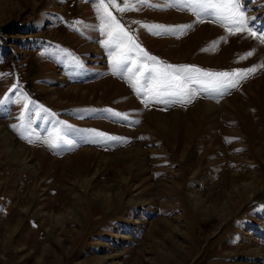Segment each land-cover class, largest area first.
<instances>
[{"label":"rangeland","instance_id":"1","mask_svg":"<svg viewBox=\"0 0 264 264\" xmlns=\"http://www.w3.org/2000/svg\"><path fill=\"white\" fill-rule=\"evenodd\" d=\"M130 3L109 11L147 55L114 68L97 0H0V264H264V0H239L243 31ZM166 65L186 97L137 90Z\"/></svg>","mask_w":264,"mask_h":264},{"label":"snow or ice","instance_id":"2","mask_svg":"<svg viewBox=\"0 0 264 264\" xmlns=\"http://www.w3.org/2000/svg\"><path fill=\"white\" fill-rule=\"evenodd\" d=\"M137 3L146 4L148 0H136ZM178 2H183L185 7L188 5H193L197 9V14L206 13L208 15H213L219 20H224L228 25L238 26V30L243 31L247 20L243 12L240 9L239 0H178ZM109 5L114 8H118L121 11L126 10L129 7H134L130 3V0H124V6L120 7L116 0H97L96 10L100 13L101 17L106 21L104 28L108 30V39L103 41L102 44L105 47L115 46L116 52L113 54L109 52L111 57V63L114 68L126 67V61H128V53L132 51L139 50L142 55H147L143 53V50L139 48V45L135 44V41L128 34L127 31L121 26L115 17L109 11ZM211 10V11H209ZM147 27V26H146ZM151 28H160L162 31H171V29L163 28L160 25H153ZM151 30V29H150ZM231 31V29H229ZM256 36V33H251ZM260 39L264 40V35L260 36ZM127 41V43H125ZM251 55V53H249ZM149 60H155L154 57H147ZM155 75L151 76V87L148 89H137L138 91H145L149 98L162 101L165 96H180L186 97L188 93L181 87L180 77L176 75V66L166 65L163 68L153 70ZM255 68L236 71L233 73H200L198 69H193L188 66H184L179 69L182 73L183 78L186 80H192L194 77L193 72L204 77H208V83L210 86L215 88H227L236 86V78H243L248 74V72H254ZM139 82V81H137ZM5 101L0 100V104ZM166 102V101H164ZM110 115L120 116L118 112L108 110ZM91 132L93 135L99 137L102 140H119L121 138L109 136L106 133L99 132L98 130L91 129L86 130ZM70 143V142H69ZM56 147V145H52Z\"/></svg>","mask_w":264,"mask_h":264},{"label":"bare ground","instance_id":"3","mask_svg":"<svg viewBox=\"0 0 264 264\" xmlns=\"http://www.w3.org/2000/svg\"><path fill=\"white\" fill-rule=\"evenodd\" d=\"M205 104V103H204ZM209 107H211L210 106V103H208V104H206L205 105V107L204 106H202V107H199V112L198 113H201V112H203V108L204 109H206V108H209ZM196 112V111H195ZM157 121H158V125L164 130V131H166V132H168L170 129H172L171 127H173L174 125V127H178V126H180V123L182 122V120L180 119V118H176V119H174L173 120V122H169V121H165L162 117H158L157 118ZM8 133H6V135H7ZM1 138H3L4 140L3 141H7L8 143H10V142H12V141H14L9 135H8V137H5V136H0ZM5 143V142H4ZM10 150L11 151H13L11 148H10ZM131 150H133V153L131 154V157H132V160H136V161H138L139 160V156H140V153H141V151H140V149L139 148H136V147H133V148H131ZM24 151V150H23ZM13 154L15 155V156H19V150H17V149H15V151L13 152ZM141 157V156H140ZM247 187H248V189L251 187L250 185H247ZM244 189V188H243ZM247 190V189H246ZM110 195V194H109ZM112 200V199H111ZM225 207H226V205H224ZM224 207V208H225ZM219 208H221V207H219ZM58 220V219H57ZM56 221V220H55Z\"/></svg>","mask_w":264,"mask_h":264}]
</instances>
